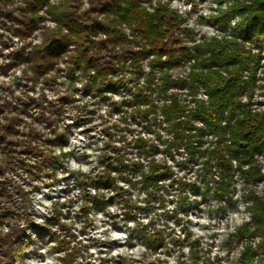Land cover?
Returning a JSON list of instances; mask_svg holds the SVG:
<instances>
[{
  "label": "trees",
  "instance_id": "obj_1",
  "mask_svg": "<svg viewBox=\"0 0 264 264\" xmlns=\"http://www.w3.org/2000/svg\"><path fill=\"white\" fill-rule=\"evenodd\" d=\"M13 1L0 0L4 29L19 40L43 29L41 43L14 52L11 60V64L24 65V73H31V81L62 71L59 62L63 61L67 79L82 80V88L75 90L81 91L83 97L89 95L101 101L107 99L108 90L124 94L121 102H111L114 111L123 106L130 108L137 125L162 141L168 153L184 150L195 161L204 160V177L214 178L211 170L215 168L218 196L222 197L229 185L225 180L230 177L233 163L247 186L264 182V168L259 161L264 157V110L257 109L254 102L258 70L264 67V0H219L230 4L224 17L231 16L238 22L232 36L210 39H196L193 30L184 26L186 20L161 0L156 4L147 0L148 5L142 0H86L88 7L82 11L81 0H20L17 7H13ZM10 5L12 9H8ZM41 11L53 19L55 28L43 24L47 15ZM223 29L227 31V26ZM253 42L259 47L257 52ZM180 68L185 75L175 76L173 71ZM125 71L132 77L126 80ZM54 79L55 76L47 77L45 82L51 86ZM182 91L186 93L184 99L180 98ZM201 94L205 97H199ZM74 99L73 95L61 96L57 101H48L45 96L40 100L22 99L20 107L5 101L0 107V159L7 170L29 185L56 175L58 157L53 154L54 147L66 137V128L80 123L61 125L65 106ZM85 107L78 109L84 111ZM33 108L38 112L28 115L40 123V128L32 123L28 131L20 130L21 114ZM23 124L30 125L25 120ZM134 143L138 149L145 148L148 164H130L120 157L119 173L122 175L129 165L134 167L140 174L141 186L150 188L147 197L151 198L160 179L172 176V169L167 156L155 158L158 145L154 140L139 135ZM110 157L106 155L108 164ZM1 167L0 164L2 175ZM115 180L117 177L107 168L98 176L89 175L83 180L78 177L84 190L89 191L88 209L106 205L101 190ZM10 184L0 179V226L13 224L6 236L0 233V264H15L16 256H21L31 241L29 232L44 231L22 206H7L13 190ZM17 191L25 192L20 185ZM249 198L252 222L243 224L236 235L239 243H245L241 260L243 264H264V196L251 192ZM23 214L26 223L21 227L19 219ZM50 221L59 229L53 249L65 251L60 264H71L76 254L72 244L76 236L58 216ZM142 233L148 246L157 251L163 240L160 231Z\"/></svg>",
  "mask_w": 264,
  "mask_h": 264
},
{
  "label": "rangeland",
  "instance_id": "obj_2",
  "mask_svg": "<svg viewBox=\"0 0 264 264\" xmlns=\"http://www.w3.org/2000/svg\"><path fill=\"white\" fill-rule=\"evenodd\" d=\"M60 1L52 0L54 3ZM142 1L148 5L147 0ZM151 1L153 4L157 2ZM161 1L186 20L184 26L193 30L196 39L232 36L236 29L238 19L224 17L230 6L227 2ZM19 3L20 0H14L13 7ZM79 5L81 11L88 7L86 0H81ZM8 9H12V6ZM41 14L47 15L44 11ZM2 19L0 13V107L6 100L20 107L22 99L40 100L45 96L48 101H57L61 96L73 95L76 101L65 106L61 125L80 122L72 128H66V137L55 145L53 154L58 157L56 175L45 178L43 183L27 184L7 170L0 159L1 168L4 169L0 179L11 183L13 187L7 206H22L23 211L27 210L31 219L44 230L41 233L29 232L31 241L25 245L24 253L16 256L15 264L61 263L65 251L53 249L56 245L55 234L59 232L57 223L50 221L53 216L66 222L69 232L76 236L72 242L76 254L71 264H243L241 253L245 243H239L236 235L243 224L252 222L249 195L252 192L264 196V182L247 186L233 163L234 168L228 173L230 177L225 180L229 185L225 187L224 195L218 196L215 193V178L218 176L215 168L211 170L214 178L204 177V160L195 161L184 150L168 153L162 141L137 125L130 108L123 106L119 111H114L111 102H121L124 94L108 90L107 99L101 101L89 95L83 97L81 91L75 90L82 88V80L69 81L63 61L59 62L62 71L42 75L37 82L31 81V73L25 75L24 65L11 64V60L14 52L29 49L30 44L41 43L43 29L39 28L26 39L19 40L8 29H4ZM43 24L50 29L56 25L48 15ZM225 25L227 31L223 29ZM251 45L254 52L259 50L256 43ZM261 50L264 57V42ZM143 67L148 70L146 62ZM173 74L182 76L185 71L180 68L174 70ZM53 76L56 77L55 81L51 86L47 85L45 78ZM123 77L127 80L132 75L125 71ZM257 78L254 102L257 109L263 111L264 67L258 70ZM124 93L129 95L128 92ZM180 98H186L184 91ZM83 105H86L84 111L78 109V106ZM37 112L33 108L29 113L21 114L20 130L28 131L32 123L40 128L41 125H37L40 123L28 115ZM24 120L30 125L25 126ZM122 135L125 136L124 140L120 139ZM139 135L157 143L155 158L167 156V164L172 169V176L160 179L151 198L147 197L150 188L141 186L140 174L134 167L129 165L123 170V177L119 173L122 169L120 157L127 159L130 164L138 161L147 166L149 156L145 154V148L138 149L134 143ZM114 146H120L119 150H113ZM107 154L111 156L109 164L106 162ZM259 161L264 168V157H260ZM104 168L112 171L117 180L101 190L107 199L106 205L99 209H88L89 191L84 190L78 177L83 180L89 175L98 176ZM193 183H196V187ZM14 184L22 186L25 192L19 193ZM89 190L93 193V189ZM24 204L27 209L23 208ZM83 205H86V211L82 209ZM24 215L19 219L21 227L26 223ZM12 225L4 223L0 226L2 237L11 231ZM143 230L149 233L160 231L163 240L157 251L148 246ZM178 238L181 242L176 243ZM258 240L254 242L257 244Z\"/></svg>",
  "mask_w": 264,
  "mask_h": 264
}]
</instances>
